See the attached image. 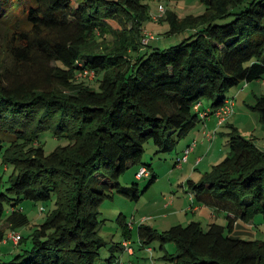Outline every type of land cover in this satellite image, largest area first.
Here are the masks:
<instances>
[{"label": "trees", "instance_id": "trees-1", "mask_svg": "<svg viewBox=\"0 0 264 264\" xmlns=\"http://www.w3.org/2000/svg\"><path fill=\"white\" fill-rule=\"evenodd\" d=\"M200 2L199 15L166 9L159 19L169 33L190 35L161 49L142 43L147 0H0V18L12 28L0 64V132L9 137H0V217L17 230L29 223L18 207L24 200H55L31 247L0 264H100L101 205L115 193L138 200L157 179L143 161L147 145L177 152L201 121L199 102L216 110L228 91L264 78V0ZM82 70L94 71L97 84L79 80ZM251 109L264 128V95ZM45 133L68 143L47 154ZM227 135L224 159L187 181L195 202L224 211L227 223L137 227L142 246L159 242L165 262L264 264V240L232 235L238 219L264 216V150L234 125ZM135 165L150 171L142 191L119 181ZM121 229L132 238L126 219ZM5 237L0 230V247L11 243ZM27 241L22 235L17 245ZM122 249L113 243L103 264H117Z\"/></svg>", "mask_w": 264, "mask_h": 264}, {"label": "rangeland", "instance_id": "rangeland-1", "mask_svg": "<svg viewBox=\"0 0 264 264\" xmlns=\"http://www.w3.org/2000/svg\"><path fill=\"white\" fill-rule=\"evenodd\" d=\"M147 3L150 6V18H148L145 22V28L149 32L153 33L156 37L150 41V46L161 49H166L172 45L180 43L184 38L190 35V32L186 31L177 35L170 34L169 31L171 26L165 18L162 21H160V19L155 20V17L158 14L159 5L162 4L166 9L177 11L181 17H184L188 14L199 15L204 13L206 10V7L200 2V0H147ZM11 36L12 28L10 27V23L4 22L3 18H0V64L3 62L6 54L3 50L4 43L9 41ZM7 62H10V60ZM79 80H86V82L91 85L97 84L96 79L86 76V72L84 73L83 70L82 74H79ZM243 86L244 83L228 91L227 97L232 98L231 96H237L236 93ZM244 94L245 93H243L237 99L239 102V107L245 105V99L247 98L243 97ZM203 101L207 100L204 99ZM256 114L257 113H255V115ZM257 117L259 118V114H257ZM258 124L259 125L256 128V133L257 135H261V133L264 132V129H262L260 121ZM254 126L256 127L255 123ZM252 132H254V129L250 128L244 132L245 135L243 134V136H245L247 139H252L253 136L250 134ZM0 137L9 139L8 136L2 134L1 132ZM219 137L221 140L225 139L226 143V137L224 135L220 134ZM41 141L43 142V146L47 154H50L59 146H64L68 143L67 139L54 137L51 133H45L41 135ZM184 143V139L180 140L178 147ZM156 151L157 148L152 143H150L147 145L146 153L143 155V161L153 165L155 174L157 176L156 181L148 188V190L144 194H141L138 200H133L120 193H115L112 199H107L100 207L101 213L99 215V233L107 242V245L101 250L100 264H103L110 256V246L112 243L119 242L123 237L121 219H126L128 222H133V225H135V227L132 229L131 241L133 242V247L136 248L138 258H135L133 264H171L161 259L163 251L160 248L159 242H154L150 246L141 247L137 233V226L139 223H141L142 218L150 217L144 223L152 225L159 231H165L172 225H187L193 220L197 221L200 219V215L198 213H194V211L191 210L193 208L192 203H194V194L191 191V184H189L187 180H184L186 173L176 170L173 167V162L176 158V150L172 153L160 154H155ZM5 168L6 167L2 166L1 171L5 170ZM136 168H138V165L130 167L121 176L119 181L125 186H131L134 182H138L139 190L142 191L149 183L150 178L144 177L138 179L135 173ZM172 168L175 169V171L170 173ZM201 168H203L202 165ZM12 170V166L9 167L8 171L11 172ZM8 171L4 172V174L7 175L9 173ZM194 172H196L194 178L199 179L201 172L197 170L193 171V173ZM175 199L176 201L173 205V201ZM167 203L170 204L171 208H166ZM182 203L184 205L182 208L188 207L189 211L182 210L178 215H173V212H170L172 211V208L177 209L182 206ZM18 207L21 208L29 218L28 225L19 227V229H17L18 232H20L23 237L27 238L28 241L26 244L23 243L21 245H14L12 243H7L0 247V258L3 261L10 260L14 253L22 251L24 247H31V234H33L38 225L47 218L49 213L55 209V200L48 202H34L31 200H24ZM224 214L222 215L221 213V215H219V220L216 221L225 225L227 220L225 219ZM6 216L7 215L0 217V230H3L7 234L13 229L8 223ZM209 224L210 221L208 219H204L203 225L207 227ZM250 226L252 227L250 228L252 232L251 234H244V239L264 240V216L262 214L257 215ZM166 245L167 250L170 253L177 252V245L175 242L169 241ZM149 248H151V250H149Z\"/></svg>", "mask_w": 264, "mask_h": 264}, {"label": "crops", "instance_id": "crops-1", "mask_svg": "<svg viewBox=\"0 0 264 264\" xmlns=\"http://www.w3.org/2000/svg\"><path fill=\"white\" fill-rule=\"evenodd\" d=\"M241 89L240 90L237 89L238 90V92L236 93L237 96L235 95L231 96L235 100V106H234L235 112L222 125L219 123V119L214 114L207 115L205 118L201 116L202 112H205L206 110L211 109V101H203L201 105L199 106V109L202 110L199 115L201 121L196 126V128L184 139L185 143L177 147L176 158L174 159V162H173V167L176 170L186 173V177L184 180L188 181L189 179H192L194 181H199L206 172L210 171L214 165L218 164L220 161L224 159V157L227 155L229 151L228 137L226 134L230 131V125L236 126L242 135L244 134L246 130L253 128L254 132L250 133L251 136H253L252 139H255L257 145L261 149L264 150V132L261 133V135H257L256 133V128L259 125L258 123L260 121V118L257 117L258 113L251 109V106H253L256 103L257 97L264 95V78L257 79L251 82H246L244 83V86ZM251 91H252V96H251ZM243 93H245L243 97L247 99H245L246 100L245 105L239 107V102L237 101V99ZM255 113L257 114L255 115ZM254 123L256 127L254 126ZM262 129L264 128L262 127ZM205 132H210L212 134L214 133L215 138L211 139L207 137L205 135ZM220 134L226 137V143H225V139L221 140V138L219 137ZM194 141H196L197 144L195 148L193 149V151L191 152V154L189 155L188 160L186 162L177 163L178 158L182 156L185 148ZM201 165L203 166V168H201ZM175 169L172 168L170 170V173H173ZM138 170H139V166L138 168L135 169L136 176H137ZM196 170L201 172V174L199 175V179L194 178L196 172L193 173V171H196ZM175 201L176 199L173 201V205ZM192 204H193V208L191 210H193L194 213H198L200 215V219L197 221L202 222V224H203L204 219L206 220L208 219L210 223L217 222L216 220H219V215H221V213L222 215L225 213L224 211H218V210L215 211L214 209L208 206H205V205H199L198 203L195 202V200H194V203ZM166 206H167L166 207L167 209L171 208L169 203H167ZM183 206L184 205L182 203L181 207L177 209L172 208V211L170 212H173V215H178L179 212L182 210L189 211L188 207L182 208ZM224 215L226 219V213ZM149 218L150 217H147L146 220ZM142 219H141V222L146 221V220L142 221ZM251 223L252 222L246 223L242 221L241 219H238L235 222V225L232 229L233 231L232 235L235 237L245 238L243 236L244 234H251L252 232V230L250 229L252 228L250 226ZM131 227H135V225H132ZM124 240L126 239L122 237L119 242L121 243ZM131 240L132 238L129 239V242H130V245L133 247V242ZM140 244H141V247H143L141 241H140ZM166 248H167V245H166ZM133 249H134L133 254H130L127 250L122 249V251H120L119 253L120 255L118 259H120L124 264H133L135 258H138L136 248L133 247Z\"/></svg>", "mask_w": 264, "mask_h": 264}, {"label": "built area", "instance_id": "built-area-1", "mask_svg": "<svg viewBox=\"0 0 264 264\" xmlns=\"http://www.w3.org/2000/svg\"><path fill=\"white\" fill-rule=\"evenodd\" d=\"M166 13V8L164 5H159L158 7V14L157 16L155 17V19H159L161 17H163ZM155 35L151 32H148L146 31L145 32V35L142 39V43L143 45H148L149 42L153 39H155ZM86 75H89L90 78H93L95 76V72L94 71H88L86 70ZM234 99L232 98H226L224 104L217 108L216 110H212V109H209V110H206L205 112H202L201 116L203 118H205L207 115H210V114H214L218 119H219V123L222 125L223 123L226 122V120L228 118H230L233 114H234ZM201 105V102L198 103L197 107H199ZM206 133V136L209 137V138H215V134L213 133H210V132H205ZM196 146V141L192 142L189 146H187L183 152V155L178 158V163H181V162H186L189 158V155L191 154V152L193 151V149L195 148ZM150 175V171L149 169L147 168V166H140L139 167V170L137 172V176L138 178H143V177H147ZM146 218H143L142 221H145ZM131 226L133 225V223H130ZM21 233L18 232V230H11L9 231L7 234H6V238H5V242H11L15 245H17L19 243V241L21 240ZM122 245L124 247L125 250H127L130 254H133L134 253V249L133 247L130 245V242L129 240H124L122 242ZM151 250V248L149 249ZM117 264H124L120 259L117 260Z\"/></svg>", "mask_w": 264, "mask_h": 264}]
</instances>
